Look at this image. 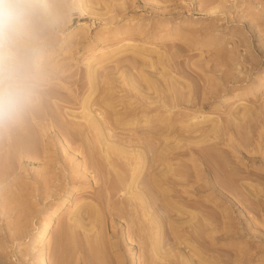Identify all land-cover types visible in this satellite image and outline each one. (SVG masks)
Here are the masks:
<instances>
[{
    "label": "rangeland",
    "instance_id": "374dc122",
    "mask_svg": "<svg viewBox=\"0 0 264 264\" xmlns=\"http://www.w3.org/2000/svg\"><path fill=\"white\" fill-rule=\"evenodd\" d=\"M42 2L0 264H264V0Z\"/></svg>",
    "mask_w": 264,
    "mask_h": 264
},
{
    "label": "clouds",
    "instance_id": "9594fccd",
    "mask_svg": "<svg viewBox=\"0 0 264 264\" xmlns=\"http://www.w3.org/2000/svg\"><path fill=\"white\" fill-rule=\"evenodd\" d=\"M43 13L42 0H0V130L18 124L38 96L41 50L30 36Z\"/></svg>",
    "mask_w": 264,
    "mask_h": 264
},
{
    "label": "bare ground",
    "instance_id": "6f19581e",
    "mask_svg": "<svg viewBox=\"0 0 264 264\" xmlns=\"http://www.w3.org/2000/svg\"><path fill=\"white\" fill-rule=\"evenodd\" d=\"M242 101V100H241ZM240 101V105H244L246 102H241ZM104 125V124H103ZM102 126V125H101ZM80 127V126H79ZM105 127V126H104ZM59 128V127H58ZM67 128V127H66ZM83 129V128H82ZM107 129V128H106ZM61 130V129H60ZM21 132V131H20ZM64 132V131H63ZM70 132V131H69ZM25 133V132H24ZM62 133V132H61ZM91 133H92V131H91ZM20 134V133H19ZM28 134H29V132H28ZM31 134V133H30ZM17 135V134H16ZM34 135V134H33ZM81 135H82V133H81ZM15 136V135H14ZM19 137H20V135H19ZM18 137V138H19ZM23 138V137H22ZM13 139V138H12ZM32 139V138H31ZM2 142V141H1ZM12 142H14V141H12ZM88 142V141H87ZM15 144V143H14ZM19 144V143H18ZM90 144V143H89ZM93 144V143H92ZM12 145V144H11ZM25 145H27V144H25ZM16 146V145H15ZM95 147V146H94ZM104 147V146H103ZM122 149V148H121ZM91 150V149H90ZM85 151V150H84ZM12 153V152H11ZM106 155V154H105ZM110 155V154H109ZM32 156V155H31ZM94 156V155H93ZM96 156V155H95ZM123 156H125V155H123ZM136 156V155H135ZM128 157V156H127ZM87 158V157H86ZM96 158V157H95ZM131 159H132V157H131ZM96 160V159H95ZM94 161V160H93ZM114 161V160H113ZM129 161V160H128ZM139 161V160H138ZM95 163V162H94ZM96 164V163H95ZM111 164V163H110ZM131 164V163H130ZM133 164V163H132ZM70 165V164H69ZM122 166V165H121ZM124 166V165H123ZM132 166V165H131ZM97 167V166H96ZM117 167V166H116ZM125 167V166H124ZM114 168V167H113ZM118 168V167H117ZM127 168V167H126ZM97 169V168H96ZM105 169V168H104ZM107 169V168H106ZM109 169V168H108ZM136 169V168H135ZM114 170V169H113ZM112 170V171H113ZM116 170V169H115ZM127 170V169H126ZM95 171V170H94ZM99 171V170H98ZM102 171V170H101ZM105 171V170H104ZM143 171V170H142ZM100 172V171H99ZM130 171H128V173H129ZM113 173V172H112ZM123 173H124V171H123ZM126 173V172H125ZM117 174V173H116ZM102 175V174H101ZM107 175V174H106ZM121 175V174H120ZM116 176V175H115ZM103 178V177H102ZM117 178V177H116ZM116 180V179H115ZM120 180V179H119ZM125 180V179H124ZM123 180V181H124ZM122 181V180H121ZM117 183V182H116ZM122 183V182H121ZM132 184V183H131ZM125 185V184H124ZM115 186H117L116 184H115ZM112 192V191H111ZM129 194L131 195V193L129 192ZM104 196V195H103ZM101 198V197H100ZM112 198V197H111ZM132 198V197H131ZM113 203V202H112ZM128 203V202H127ZM139 203V202H138ZM125 206V205H124ZM96 207V206H95ZM113 207V206H112ZM95 209V208H94ZM122 210V209H121ZM132 211V210H131ZM96 212V211H95ZM132 213V212H131ZM142 213V212H141ZM133 215V214H132ZM99 216V215H98ZM129 217V216H128ZM133 217V216H132ZM54 222H53V220L51 221V223L49 224V225H52ZM132 223V222H131ZM141 228V227H140ZM133 229V228H132ZM131 229V230H132ZM138 230V229H137ZM140 230V229H139ZM148 231V230H147ZM131 232V231H130ZM134 232V231H133ZM133 232H131V233H133ZM131 235V234H130ZM152 235V234H151ZM155 236V235H154ZM136 238V237H135ZM94 239V238H93ZM145 239V238H144ZM96 240H98V239H96ZM72 241L74 242V239H72ZM143 241V240H142ZM106 242V241H105ZM151 243V242H150ZM97 245V244H96ZM151 245V244H150ZM60 247V246H59ZM95 247V246H94ZM98 247V246H97ZM73 248V247H72ZM105 248V247H104ZM151 248V247H150ZM71 249V248H70ZM92 249V248H91ZM63 250V249H62ZM97 251V250H96ZM63 252V251H62ZM100 252V251H99ZM98 253V252H97ZM93 254H95V253H93ZM104 255V254H103ZM105 255H106V253H105ZM96 256V255H95ZM97 258V257H96ZM145 261V260H144ZM106 263V262H105ZM121 264V263H120Z\"/></svg>",
    "mask_w": 264,
    "mask_h": 264
}]
</instances>
